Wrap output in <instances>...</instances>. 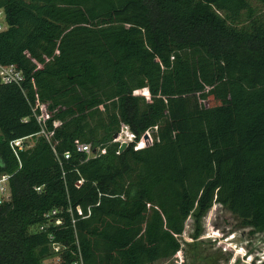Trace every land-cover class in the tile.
<instances>
[{
  "label": "trees",
  "instance_id": "16d2710c",
  "mask_svg": "<svg viewBox=\"0 0 264 264\" xmlns=\"http://www.w3.org/2000/svg\"><path fill=\"white\" fill-rule=\"evenodd\" d=\"M258 2L0 0V66L24 74L0 82V264H43L49 234L65 246L53 264L164 262L213 202L264 232ZM123 123L136 140L157 126L153 143L118 153ZM28 135L19 167L9 142ZM82 142L106 151L87 158ZM52 209L62 224L30 232Z\"/></svg>",
  "mask_w": 264,
  "mask_h": 264
},
{
  "label": "rangeland",
  "instance_id": "374dc122",
  "mask_svg": "<svg viewBox=\"0 0 264 264\" xmlns=\"http://www.w3.org/2000/svg\"><path fill=\"white\" fill-rule=\"evenodd\" d=\"M251 3L260 5L258 0ZM3 28L5 22L0 11V30ZM136 94L146 93L140 90ZM34 142L32 139L29 144ZM36 229V225L31 226L30 232ZM179 240L180 250L176 255L154 264H264V232H254L219 202L211 203L200 216L191 214ZM56 261V255L49 254L43 264Z\"/></svg>",
  "mask_w": 264,
  "mask_h": 264
},
{
  "label": "built area",
  "instance_id": "2783aa9c",
  "mask_svg": "<svg viewBox=\"0 0 264 264\" xmlns=\"http://www.w3.org/2000/svg\"><path fill=\"white\" fill-rule=\"evenodd\" d=\"M24 80V74L21 70L17 69L14 65H8V66H0V82L4 84H17L21 85V83ZM59 125L58 121L53 122V126L57 127ZM157 131V126H153L149 129H147L143 135L140 137V139L136 140L135 134L131 131L130 127L123 123L121 124L120 131L117 133V137L113 138V142L118 143L119 147L122 143H126L127 147L131 144L133 145L134 150L142 149L144 147H147L153 143V132ZM49 133H47L44 129H42L39 133H37L35 136L44 135L46 138ZM34 135H28L23 136L20 138L13 139L9 142V145L17 158L20 164V158H19V152L22 150H26L31 148L34 143L29 144L30 141L35 139ZM146 136V137H144ZM76 151L78 153L84 154L87 158L89 157H96L100 154L105 153L104 147H92L91 143H79L76 145ZM119 153V151H118ZM63 159H69L71 156V153L66 151L62 154ZM12 177L11 173L7 172H0V205L9 202L11 199V188H10V179ZM35 190L37 192H40L42 190V186L35 187ZM71 211V209H70ZM76 212L78 215H82V210L78 206L76 207ZM88 213H90V210H88ZM58 210L52 209L49 212H47L44 215L45 221L41 224L36 225V231L42 232L47 230L49 227L53 226H60L62 224V219L57 215ZM72 223H74V220H72ZM50 239V248L54 255L57 257V261H59V253L65 248V246L60 242H55L53 240V235L49 234ZM56 261V262H57ZM71 264H83L81 257L79 256L78 261H74Z\"/></svg>",
  "mask_w": 264,
  "mask_h": 264
},
{
  "label": "water",
  "instance_id": "95a60500",
  "mask_svg": "<svg viewBox=\"0 0 264 264\" xmlns=\"http://www.w3.org/2000/svg\"><path fill=\"white\" fill-rule=\"evenodd\" d=\"M116 137H117V133L114 134V138H116ZM144 137H146V136H144ZM126 147H127V144L126 143H122L120 145V147H119V152H122Z\"/></svg>",
  "mask_w": 264,
  "mask_h": 264
}]
</instances>
